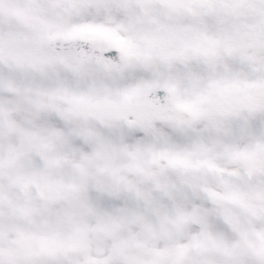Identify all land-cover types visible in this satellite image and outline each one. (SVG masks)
<instances>
[{
  "label": "snow or ice",
  "instance_id": "obj_1",
  "mask_svg": "<svg viewBox=\"0 0 264 264\" xmlns=\"http://www.w3.org/2000/svg\"><path fill=\"white\" fill-rule=\"evenodd\" d=\"M0 264H264V0H0Z\"/></svg>",
  "mask_w": 264,
  "mask_h": 264
}]
</instances>
